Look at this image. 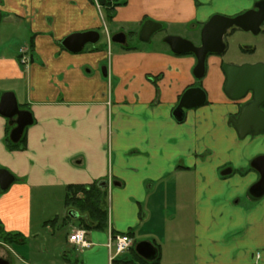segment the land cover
<instances>
[{"label": "crops", "instance_id": "0c3cea01", "mask_svg": "<svg viewBox=\"0 0 264 264\" xmlns=\"http://www.w3.org/2000/svg\"><path fill=\"white\" fill-rule=\"evenodd\" d=\"M253 1L125 0L110 23L135 24L138 32L148 19L195 28L214 14L237 15ZM101 13L94 0H0V21L23 26L21 43L29 47L23 64L17 38L16 47L0 44V97L13 92L32 116L25 148L11 150L8 119L0 115V168L15 177L0 193V231L19 237L11 244L0 238V258L8 264L11 256L22 264H264V195L248 194L259 178L250 161L264 155V133L240 139L229 123L242 101L222 90L223 56L208 55L205 74L196 79L195 57L169 46L127 45L109 53L97 42L80 52L61 45L71 33L101 34ZM105 29L108 44L113 33L135 34L122 26ZM242 56L236 65L260 61ZM191 86L205 91L206 102L176 121L173 109ZM225 169L230 172L221 175ZM102 181L110 199L106 226L86 229L90 246L78 249L68 236L89 219L74 208L77 217L68 214L67 186ZM161 199L173 206L161 207ZM49 205L54 209L47 213ZM57 225L59 237L53 236ZM40 234L47 245H33ZM119 234L132 245L109 263V235ZM28 242L22 254L14 252ZM139 242L155 248L153 260L138 255Z\"/></svg>", "mask_w": 264, "mask_h": 264}, {"label": "water", "instance_id": "95a60500", "mask_svg": "<svg viewBox=\"0 0 264 264\" xmlns=\"http://www.w3.org/2000/svg\"><path fill=\"white\" fill-rule=\"evenodd\" d=\"M102 4L104 0H97ZM264 21V0L254 4V9H249L233 17L214 14L201 27L199 46L179 36H166L163 41L169 46L174 54H192L196 63L193 67V76L200 79L205 74V60L208 55L221 54L224 51L223 35L226 31L236 26L243 31L257 34L260 24ZM161 28V24L153 20H145L139 30L138 38L141 42H148L151 35ZM100 38L98 31L90 30L75 32L67 35L61 45L68 51L80 52L86 44H95ZM110 41L124 44L126 36L123 32H116L111 35ZM221 70L224 75L223 92L233 101L242 99L247 94L250 99L243 103L237 116L231 115L229 123L235 129L237 136L242 139L247 135H259L264 133V111L261 104L264 103V63H242L239 65L222 64ZM102 75L106 76L105 67L101 69ZM206 93L199 86L186 88L181 94L175 108L173 117L176 121H182L185 111L204 105ZM0 115L8 119L12 125L8 138L11 142L17 143L23 135L24 129L32 124V116L28 110L18 107L15 95L11 91L2 93L0 97ZM250 166L259 174L258 180L253 183L248 194L252 198H260L264 195V155H258L250 161ZM230 169H225L221 175H226ZM15 181V177L7 169L0 168V193L5 192ZM107 183H99L100 188H105ZM71 217H77V212L69 210ZM135 251L146 260H153L156 255L155 248L148 242H139ZM0 264H8V261L0 258Z\"/></svg>", "mask_w": 264, "mask_h": 264}, {"label": "rangeland", "instance_id": "374dc122", "mask_svg": "<svg viewBox=\"0 0 264 264\" xmlns=\"http://www.w3.org/2000/svg\"><path fill=\"white\" fill-rule=\"evenodd\" d=\"M119 2H122L123 0H117ZM101 16L102 19L105 22V28H107V30H109L110 32L114 31L115 28L122 26L125 30V32H127L126 30H128L129 28H133L135 30V34L134 37H132L130 35V33L127 32L126 35V44L129 46H136L138 48H147V49H165L168 47V45L163 41V39L168 36H179L182 37L184 39H187L189 41H191L194 45H197L199 43L200 40V36H199V32H200V28L199 27H191L190 25H171V26H167V25H161V28L157 31H155L150 40L148 42H141L138 38V34H137V27L136 25H132L130 23H126V24H113L110 23L109 19H106L105 15H104V10L103 8H101ZM13 27L11 25V27L8 25L7 22L5 21H0V44L2 43H6L8 46L10 47H16V42L14 40L17 41L19 40L21 43V38H20V33L23 32V26L22 28H17ZM102 27V32L100 34V38L97 41L96 44H102L103 48L106 49L105 52H112L115 49L120 48L122 45L119 43H115L110 41V43L108 44L106 39H105V32L106 29ZM10 29L13 30L14 35H16V37H9L10 35ZM107 32V31H106ZM237 34H234L233 36H228L227 38H225L224 43L227 45L226 51H224V53L222 54V58L224 60L223 64H232L235 65L236 61L241 60L240 56L242 57H248L247 59L249 60H264V33H259V34H251L249 32L243 33V32H236ZM137 34V35H136ZM8 40V41H5ZM27 41V40H25ZM14 42V43H13ZM23 46L24 43H21L20 46ZM90 47V44H86L85 45V50L88 49ZM245 48H249L250 52L249 53H253L254 56H251L248 53V49ZM242 49V51H241ZM243 49L245 51H243ZM238 59V60H237ZM205 66H206V61H205ZM206 69V68H205ZM183 199L185 200V205L183 207H189V202H190V197L189 196H184ZM104 204L107 207H110V199L109 196H105V200H104ZM161 207H172L173 204L168 203L165 199H161V203H160ZM165 205V206H164ZM49 205L48 211L49 212H53L54 206ZM176 206V205H175ZM177 207H181V206H177ZM185 214L187 215V218L185 219V223L188 224L190 222L189 218H188V209L185 210ZM52 218L50 219V222H52ZM186 227V225H185ZM53 236L59 237L60 233L63 231L61 227H59L57 225V227L53 226ZM47 233V232H46ZM39 241H33V245H35L34 243H39V244H43V245H47L45 244L46 241V237L43 236L42 234H40L38 237ZM59 239V238H58ZM57 242V240L55 241ZM17 246H14V252L17 254H22L23 249H25L24 247H27L26 249H28L30 247V243H26L25 246H21L20 244H16ZM49 245V244H48ZM40 246V245H39ZM20 247V248H19ZM50 250H48L49 252L53 251L52 247H48ZM52 249V251H51ZM114 250V248H113ZM68 258H71V255H67ZM11 264H22V261L20 259L14 258V256H11Z\"/></svg>", "mask_w": 264, "mask_h": 264}, {"label": "trees", "instance_id": "16d2710c", "mask_svg": "<svg viewBox=\"0 0 264 264\" xmlns=\"http://www.w3.org/2000/svg\"><path fill=\"white\" fill-rule=\"evenodd\" d=\"M125 4V0L119 2L117 0H104L100 7L103 8L106 19H111L114 14V9L117 6H122ZM132 49V48H127ZM189 55H192L191 53ZM264 107V106H263ZM264 110V108H263ZM9 125L6 130V138L5 143L9 149H24L25 147V136L24 133L20 140L17 143H13L8 138V133L10 131ZM65 196V206L69 209H77L81 214H85L89 222L83 223L84 229H95V230H102L106 226L107 223V209L104 204L106 192L104 189L96 185L92 186H67ZM0 238L5 243H17L19 242V237L16 234H9L0 231ZM137 257V262L142 263L145 262L140 256Z\"/></svg>", "mask_w": 264, "mask_h": 264}, {"label": "built area", "instance_id": "2783aa9c", "mask_svg": "<svg viewBox=\"0 0 264 264\" xmlns=\"http://www.w3.org/2000/svg\"><path fill=\"white\" fill-rule=\"evenodd\" d=\"M20 62L26 64L29 61V48L23 46L19 49ZM68 240L77 246L78 249L86 248L90 246V242L86 239V230L77 228L72 230L68 236ZM132 245L131 239L127 234L109 235V241L107 246L114 248L113 253H109V263L113 261L115 256L124 253Z\"/></svg>", "mask_w": 264, "mask_h": 264}, {"label": "flooded vegetation", "instance_id": "af4514ba", "mask_svg": "<svg viewBox=\"0 0 264 264\" xmlns=\"http://www.w3.org/2000/svg\"><path fill=\"white\" fill-rule=\"evenodd\" d=\"M257 1H259V0H256V1H253V3L250 5V7L249 8H247V9H245V10H243V11H241L240 13H238V14H241V13H243V12H245V11H247V10H249V9H254V4L257 2ZM237 14V15H238ZM233 16H235V15H233ZM233 16H230V17H233ZM210 18V17H209ZM208 18V19H209ZM207 19V20H208ZM206 20V21H207ZM205 21V22H206ZM204 22V23H205ZM203 23V24H204ZM202 24V25H203ZM202 25H201V27H202ZM201 27H199L200 28V30H201ZM141 28V27H140ZM140 30V29H139ZM243 32V33H246V32H249V31H243L242 29H240L239 27H236V26H232V27H230L227 31H226V33L223 35V39H222V41H223V43H224V40H225V38H227L228 36H233L234 34H237L236 32ZM249 33H251V32H249ZM259 33H264V21L260 24V30H259V32L257 33V34H259ZM114 34V33H113ZM125 34V36L127 35L126 33H124ZM138 34H139V32H138ZM199 34H200V32H199ZM247 34V33H246ZM251 34H254V33H251ZM254 35H256V34H254ZM152 36V35H151ZM111 37V36H110ZM151 38V37H150ZM225 44V43H224ZM91 45H93V44H91ZM122 46H127V44H126V41H125V43L124 44H121ZM196 46H199V43L196 45ZM226 48H227V45L225 44V48H224V51H226ZM246 49V48H245ZM224 51H223V53H224ZM243 51H245L244 49H243ZM248 51L250 52V49L248 48ZM223 53H221V54H219V55H222ZM218 55V54H217ZM255 62H263L264 63V60H260V61H255ZM254 62V63H255ZM250 99V95L249 94H247L245 97H243L242 99H239V100H237V101H242L240 104H239V106H238V109H237V112L234 114V116H237V114H238V112H239V109H240V107H241V105L243 104V103H245L246 101H248ZM264 106V103H262L261 104V109L263 110V107ZM264 111V110H263Z\"/></svg>", "mask_w": 264, "mask_h": 264}]
</instances>
